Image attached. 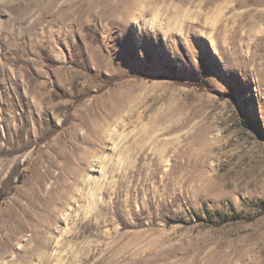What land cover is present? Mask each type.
<instances>
[{
	"label": "rangeland",
	"instance_id": "obj_1",
	"mask_svg": "<svg viewBox=\"0 0 264 264\" xmlns=\"http://www.w3.org/2000/svg\"><path fill=\"white\" fill-rule=\"evenodd\" d=\"M2 152L0 264H264V0H0Z\"/></svg>",
	"mask_w": 264,
	"mask_h": 264
},
{
	"label": "trees",
	"instance_id": "obj_2",
	"mask_svg": "<svg viewBox=\"0 0 264 264\" xmlns=\"http://www.w3.org/2000/svg\"><path fill=\"white\" fill-rule=\"evenodd\" d=\"M85 31H86V33L88 34V36L90 38L99 39V37H100V34L97 32V30L95 29L94 25L86 26L85 27ZM78 49L80 51L81 56L77 57L76 60L78 61L79 59H81L82 60V64H81L82 68L87 69V71L89 72L88 67H87V65L85 63V60H84V51L81 48H78ZM180 51H181L182 54L185 53V49H184L183 46H180ZM43 57H44V60L46 61V63L48 65H50V66H56V65L60 64L56 59H54L52 57H49L48 54H47V51H43ZM26 77H27V79L32 80V78H33L32 70H30V69L26 70ZM139 77H144V74H140ZM164 77L165 78H169V79H173L176 83H179V84H182V85H186V86H189V87H192V88H195V89H199V90L204 89V90H210L211 91L213 89L212 86L206 85L205 83L200 82V81L199 82L198 81H186V80L178 77L177 74L174 73L173 71H172V74L170 76H164ZM95 79L101 80L106 85H111L118 79V77H106V78H103V79H100V78L96 77ZM18 90H20V88H17V92H21V91H18ZM74 91H76V93L78 92V90L76 88H74ZM227 94L232 95L233 92H227ZM44 121H45V124H46V129L44 131L43 140H48L54 134L57 133V131L59 130V127L54 125L51 120L46 119ZM30 145H33V142H31ZM2 154H5V152L0 153V155H2ZM6 154H12V153L8 152ZM14 178H15L14 174H9V176L5 180H3L2 186L0 188V202L8 195L10 187L14 183L13 182ZM178 221L179 220L176 218V216H173V215L169 216L168 223H176Z\"/></svg>",
	"mask_w": 264,
	"mask_h": 264
}]
</instances>
